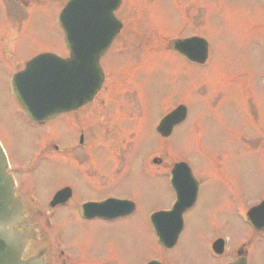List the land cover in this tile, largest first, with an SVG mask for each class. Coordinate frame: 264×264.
Here are the masks:
<instances>
[{"label": "rangeland", "instance_id": "1", "mask_svg": "<svg viewBox=\"0 0 264 264\" xmlns=\"http://www.w3.org/2000/svg\"><path fill=\"white\" fill-rule=\"evenodd\" d=\"M67 1L0 0V141L11 164L26 162V155L33 157L38 145L47 153L54 144L65 145L63 139L72 138L73 131L65 124L61 128L58 122L41 128L30 126L9 90L13 75L29 58L39 52L65 54L57 19ZM119 11L124 30L103 63L115 68L128 64L130 76L137 73L134 81L130 78L118 85L129 90L124 95L129 104L126 112L138 121L133 128L140 130L138 136L130 130V135L123 137L124 143L128 141L124 147L121 141H114V150L122 151L120 157L128 160L129 167L107 180L105 192L133 198L137 212L105 224L80 222L66 208L57 209L56 233L69 244L73 264H137L161 255L162 249L150 243L142 221L149 210L167 207L171 195L163 179L144 174L140 162L145 155H149V166L154 158L163 163L155 166L163 176L179 161L190 164L203 184L211 173L207 178L210 185H205L199 202L189 212L186 232L168 258L171 263L216 264L207 254L208 245L221 237L227 251L245 245L253 252L248 264H264V252L257 247L259 239L232 214L233 196L217 188L220 177L226 179L235 185L238 201L247 205L256 204L264 195V8L260 0H124ZM189 33L202 34L209 42V58L203 68L192 67L167 51L170 40ZM120 43L121 52L117 49ZM112 82L103 85L91 104V117L104 113L103 102ZM135 86L139 91L132 89ZM136 96L142 99L138 101ZM178 102L188 107V119L169 138H160L153 132L155 120ZM104 127L97 126L95 132L106 133ZM93 143L92 159L112 166L118 154L104 147V140ZM25 146L31 148L25 150ZM55 160L46 156L32 167V173L26 168V175H17L21 189L39 197L36 207L44 205L57 185L73 181L62 169L68 166ZM89 186L82 184L77 196H97L96 189ZM51 252L53 264H62L58 248L54 246ZM229 255L227 252L224 260H229Z\"/></svg>", "mask_w": 264, "mask_h": 264}, {"label": "water", "instance_id": "2", "mask_svg": "<svg viewBox=\"0 0 264 264\" xmlns=\"http://www.w3.org/2000/svg\"><path fill=\"white\" fill-rule=\"evenodd\" d=\"M119 3L120 0H70L67 3L59 22L65 34L70 59L60 60L53 55H41L28 63L25 71L13 78L15 97L29 116L40 121L55 118L92 99L102 81L100 78L98 80L100 71L96 67L97 60L117 33V29L116 32L112 30L115 27L112 26V12ZM93 39L98 40L97 50L91 47ZM174 48L187 55L190 51L196 53L198 49L201 50L200 42L196 39L177 42ZM198 55L200 56L189 58L203 63L207 57L206 47ZM181 111L177 109L164 119L161 125L164 131L160 130L163 135L169 133L172 125L184 119ZM180 167L184 170L182 165H177L175 171ZM184 176L186 181L189 179L190 183L193 182L187 170H184ZM180 180H183L182 176ZM106 207L124 209L127 213L132 210L127 203L116 201L86 206L99 210V213H103ZM261 208L262 206L254 211L259 212ZM124 214L126 212L117 216ZM171 214L160 215L162 225L168 223L166 218ZM28 222L23 201L15 195L12 179L7 172L6 159L0 148V264H36L31 259L22 261L34 239V233L25 229Z\"/></svg>", "mask_w": 264, "mask_h": 264}, {"label": "flooded vegetation", "instance_id": "3", "mask_svg": "<svg viewBox=\"0 0 264 264\" xmlns=\"http://www.w3.org/2000/svg\"><path fill=\"white\" fill-rule=\"evenodd\" d=\"M12 9L16 8L15 6L11 7ZM122 22V29L121 32L119 33L117 39H116V43L119 40L121 34L123 33L124 30V23L123 20L120 19ZM181 35V34H180ZM189 34L187 35H181V36H177L175 39L173 40H177V39H184V38H188ZM115 44H113V46L107 51V53L100 59V66L103 72V84L101 86V89L103 88V85L109 81L110 79L113 80L114 82H112L111 84V89L107 92L109 95V97L105 98L106 102H103L105 105V110L103 114L98 115L96 113V117L98 118H94L91 117L92 114H88L89 111L92 110L91 104L95 101V99L97 98V95L100 91L97 93V95L92 99V101L88 104H86L85 106L81 107L80 109H78L77 111L73 112V113H68L65 115H62L61 117H59L58 120H55V122H58L59 128H61L62 124H65L66 128H68L69 131H73L72 132V138L71 140H65L63 139V144L65 145H53V148L51 151L49 152H45L44 151H39L38 154L36 155V159L32 160V162L35 164H38V162L40 161L39 159H41L42 157H46V156H51V158H53L55 161L58 162V165L60 166H68V169L66 168H62L65 172H67V174L69 176H71L73 178V181L69 182H64V183H60L59 185H57L54 190H52L49 194V197L46 199L45 203H44V207L39 208L36 207L35 205V210L31 209L32 205L29 202V198L26 197L30 196L28 191H24L21 189L20 187V180L18 178V174L19 175H26V168H30L29 166V160L26 153H22L26 155V162L22 163V164H11L13 168V176L16 180V186H17V190L20 191L21 195L23 196V198L25 199L26 202V206H27V212L29 214L34 215L37 218V223L39 226H41L43 229H48L50 228V220H54V215H55V211L57 209L60 208H66V210L68 211L69 215H75L73 216L75 219H79L80 222H84V223H92V222H102V223H112L115 221H118L120 219H125L127 217L124 218H118L115 220H111V221H104V220H99V219H92V220H85L81 218V214H80V208L81 206H83L86 203L89 202H101L104 200H107L109 198H117V199H129L128 195H123L122 193L120 194V192L117 193H106L105 192V188H107L108 186V182L107 180L110 179V177H112L113 175H121L124 171L125 166L129 167L128 160L127 161H123L120 157V154L122 153V151L120 152V150H114V145L115 142L114 141H121V146H123V144L128 143V141L126 140V142L124 143V139L123 137L129 136L130 135V130H134V133L138 136V132L140 130V128H133V126L136 125L137 122H135L134 118L129 117L127 114L128 112H126L127 108L129 107L128 102H127V97H124V95L129 93V90H122L120 89L122 86L118 85V82H121L122 80L128 81L131 78L133 81L135 80V74H137L136 72H132V76H130V67L127 68V65H123L120 67H114V65H105L103 62L106 61L109 58V54L110 52H112L113 47ZM121 47H118L117 49L121 52L123 49V45L120 43ZM62 57H67L66 53L64 55H61ZM139 67V66H138ZM136 67V68H138ZM135 68V69H136ZM110 72H109V71ZM135 91H139V89L135 86L134 88H132ZM131 93V92H130ZM136 99L138 101H140L142 98L136 96ZM138 103V102H137ZM144 104V103H143ZM115 105V107H114ZM117 105V107H116ZM95 110V108L93 109ZM141 111L144 112L145 111V107H141ZM79 112H81V115L78 114ZM74 117V119H73ZM67 118L69 122H72L71 124L65 119ZM117 120V125L118 127L116 129H111L114 128L115 125L113 120ZM54 122V123H55ZM104 127V130L106 133L104 132H95L96 131V127ZM132 128V129H131ZM142 129V128H141ZM116 138H115V137ZM60 138L61 137V131H60ZM99 140H104V144L107 149L116 152L118 154V158L115 159L112 162V166H108L106 163H101V164H97V162H95L92 157V150H93V146L95 145L93 142L95 141H99ZM62 143V142H61ZM92 143V144H91ZM126 145V144H125ZM39 146V145H38ZM37 146V147H38ZM25 150H29L31 147L30 146H25ZM55 156V157H54ZM145 156H142V160L140 162V164L143 166L144 168V174H148L151 175V179H163L164 182H166L168 180V173L170 174L171 168H169L167 171L168 172H164V176L162 175L163 173H157V171L161 168H155V166H162V162H156L154 163L155 165L148 167L146 164V160H145ZM127 164V165H126ZM33 165V166H34ZM139 166V165H137ZM192 173H194L195 175V170L192 168ZM219 170L222 172L221 168H219ZM141 172L143 173V170L141 168ZM210 174L208 173L206 174V178L205 181L206 183L203 184V182L195 175V178L198 182V195L201 194V192L203 191V189H205V185H207V187L210 185V180H208L207 178H210ZM166 175V177H165ZM220 184H217V188L219 189H223V190H227V194L233 197H230V202L231 203V210H232V214L233 216L238 219V215H239V209L241 208V201H238V198L240 196H237V189H235V185L231 184V183H227L222 177H220ZM75 181H78L79 183L76 184ZM145 181V180H144ZM82 184L84 185H90L89 188H95V193L97 194V196H95L94 198H90V199H81L77 196V190L78 188H80L82 186ZM120 187H122V184L119 185ZM202 186H204L202 188ZM124 187V184H123ZM63 188H70L71 189V198L69 199V201L63 205H58L55 208H48V202L51 199V197L53 196V194L60 189ZM202 188V190H201ZM26 195H25V194ZM31 193V192H30ZM34 196L37 198V200H39V197L37 196V194L35 192H33ZM45 208V209H43ZM48 208V209H46ZM73 211V212H72ZM49 215L52 217H49ZM143 226H144V230L145 232L148 234L150 240V243L154 246L155 249L156 246L154 244V236L149 228V226L147 224H145L144 220L142 221ZM54 226L57 228V223L54 224ZM28 229H31L30 227H28ZM183 231L181 233V235L183 236L186 232V225H184L183 227ZM58 232V231H57ZM192 231L190 232L191 235ZM252 234V236L255 235L256 238L259 239L260 244L257 246L258 248H260V250L262 252H264V231H256V230H252L250 232ZM62 245L58 247L59 249V258L62 260V264H73V258L71 256V252L69 250V244L66 241H63L61 236L59 235ZM221 237H215L212 239L211 243L213 244L215 241L220 240ZM208 241V240H207ZM207 241H205V243H207ZM176 248L172 249L171 251H166L163 252L161 251V255H157V257L151 256L149 257L146 261H143L142 263H137V264H147L148 261L150 260H154L159 262L160 264H173L169 261L168 258L170 257L171 252H173ZM252 248L247 249L245 247V245L243 246H237L234 251L228 250L226 249V241L224 240V245H223V250L222 253L216 257H212L214 262L216 264H227L230 262H233L235 260L238 259V257L240 258H244L246 261V264H248V259L251 256V254L253 253ZM52 249L49 248V263L48 264H53V258L51 255ZM158 251V250H157ZM256 251V250H255ZM227 252L230 253V258L229 260H224V258L227 255ZM207 254H209L207 252ZM95 264H106V263H95ZM120 264H125V263H120Z\"/></svg>", "mask_w": 264, "mask_h": 264}]
</instances>
